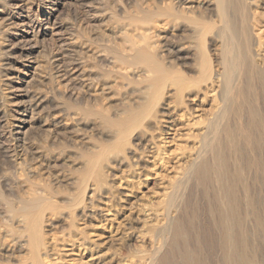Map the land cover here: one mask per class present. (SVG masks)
<instances>
[{"label": "bare ground", "instance_id": "obj_1", "mask_svg": "<svg viewBox=\"0 0 264 264\" xmlns=\"http://www.w3.org/2000/svg\"><path fill=\"white\" fill-rule=\"evenodd\" d=\"M74 1L97 24L84 30L62 18L67 0H0V71L13 72H7L13 84L6 92L18 99L11 116L19 121L7 124L11 107L0 94V135L36 169L69 165L57 177L61 190L40 187L39 178L34 184L38 173L28 184L17 177L20 168L15 178L0 171L1 185L14 196L0 192L1 259L45 264L62 242L47 239L48 246L43 229L65 216L72 229H62L64 244L88 250L96 257L90 262L102 264L103 245L91 236L129 206L130 193L107 186L106 177L120 168L134 188V179L146 182L148 163L168 171L180 155L186 159L177 163L161 199L130 205L139 216L130 211L123 240L119 235L122 241L110 244L116 246L111 257L129 264H264L253 243L260 234L264 245V0ZM45 37L66 43L59 48L64 68L53 71ZM17 57L22 68L8 67ZM50 73L62 89L52 87ZM174 132L185 135L178 141L192 142H179L178 155L167 146L166 134ZM63 140L82 149H67L59 161L69 146L60 147ZM19 182L24 196L14 190ZM79 221L87 229L76 226ZM132 239L140 247L125 255Z\"/></svg>", "mask_w": 264, "mask_h": 264}, {"label": "rangeland", "instance_id": "obj_2", "mask_svg": "<svg viewBox=\"0 0 264 264\" xmlns=\"http://www.w3.org/2000/svg\"><path fill=\"white\" fill-rule=\"evenodd\" d=\"M72 6V7H71ZM70 7V8H69ZM86 6L85 5H83L82 3L80 4V3H77V2H75L74 0H67V2L64 4V5H62L61 6V10H62V14L61 15H63V16H61L62 18L64 17V19L66 20L67 19V21H71V23H73L74 25H76V26H79L80 28L81 27H83L82 29H84V30H88L89 29V27L87 26V23H89L88 25L90 26V27H93V24H97L96 22L97 21H93L91 18H89L90 17V12L88 11V9H87V7L85 8ZM74 9V10H73ZM85 10V11H84ZM87 10V11H86ZM37 8L34 6V8H33V13H37ZM79 11V12H78ZM75 12V13H74ZM86 13V14H85ZM86 16H87V18H86ZM89 19H90V22H89ZM78 24H80V25H78ZM86 24V25H85ZM92 24V25H91ZM81 25H83V26H81ZM85 26H87V27H85ZM4 33H6V32H4ZM3 33V34H4ZM2 34V35H3ZM3 36H6V39H8L9 40V38H10V40H12V36H10V34H4ZM48 37H45V40L47 39ZM45 40H43L42 41V45L44 46L43 48L45 49V54H47V56L50 58L51 57V61H52V63H53V69H62V68H64L63 67V62H64V64H65V62L66 63H68L67 62V60H65V59H63V57H61V55H60V52H61V50L59 49V48H66V43H64V42H62V41H57V40H49V39H47L46 41ZM49 40V41H48ZM56 41H57V43H56ZM53 42V43H52ZM44 43V44H43ZM54 43H56V44H54ZM64 45H63V44ZM57 45V46H56ZM49 46V47H48ZM63 46H65V47H63ZM58 48V49H57ZM52 51H51V50ZM54 51V52H53ZM51 52V53H50ZM58 52V53H57ZM16 56H18L19 54H15ZM55 56L57 57V58H55ZM54 57V58H53ZM61 57V58H60ZM18 58V59H17ZM17 58H15V59H8V63H7V65H8V67H10V65H12V67L11 68H17V69H21L22 67H21V59L19 58V57H17ZM53 59V60H52ZM19 61V62H18ZM62 61V62H61ZM61 63V64H60ZM7 65H6V67H7ZM58 65V66H57ZM56 69L55 70H53V71H56ZM52 71V69H51V73L53 74L54 72ZM2 72H4V71H2ZM1 71H0V80H2V81H0V94L1 95H4V96H7V103H6V109L8 108V107H11V108H8L7 110H8V112L10 113L9 115V117H8V121H7V124H19V121H17V120H15L14 121V116H11V115H14V113H13V111H11L12 109H14V106H13V101L15 102L16 100H18V99H15L14 98V96L12 95V94H9L8 95V92H6V91H9L10 89H9V86H11L12 84H13V82H12V80H10L9 79V77H8V74L11 72V71H7L8 72V74H7V72L5 73V74H7V75H5V77H8V78H4V75H3V73H2ZM12 73V75H13V72H11ZM15 73H18V71L17 72H15ZM50 73V75H52ZM2 74V75H1ZM14 75H16V74H14ZM54 75H56V74H54ZM54 75H52L53 77V81L54 80H56L55 82H53V84H52V87L55 89V87H57L58 85H57V79L58 78H56ZM2 78H4V79H2ZM6 79V80H5ZM1 82H2V84H1ZM4 83V84H3ZM6 83V84H5ZM12 83V84H11ZM62 83H64V82H62ZM7 85H9V86H7ZM54 85V86H53ZM56 85V86H55ZM5 87V90H3L4 89V87ZM60 88L62 89V87L60 86ZM59 88V86L56 88V89H60ZM3 91V92H2ZM5 91V92H4ZM2 92V93H1ZM7 94V95H6ZM11 98H10V97ZM11 101V102H10ZM207 108V107H206ZM199 113V112H198ZM11 117V118H10ZM10 121H12V122H10ZM18 122V123H17ZM13 129H15L14 127V125H12L11 126ZM12 128H10L9 127V129H12ZM12 129V130H13ZM181 132V131H180ZM185 131H183L182 133H184ZM175 133V132H174ZM174 133H170V134H166V139H167V141L168 140H170V142H167L168 144H167V146H169L168 148H169V151H173L172 153L174 154L175 152L174 151H176V150H174V149H176V148H178V147H180L179 146V144H182V145H186L187 146V144H190V146H191V144H192V142H189V141H185V142H181V140L180 141H178L179 139L178 138H180V137H184L185 135L183 134L182 135V133H175L176 135H174ZM33 134H35L34 132L32 133V135ZM31 135V134H30ZM37 135V134H36ZM180 135V136H179ZM1 136V135H0ZM177 136H178V138H177ZM43 137V136H42ZM43 139H45V137H43ZM178 139V140H177ZM4 141V143H2L3 141ZM174 140V141H173ZM177 140V141H176ZM65 141V142H64ZM62 142H64V143H62L61 145H60V147L62 146H64V149H65V147H66V144L67 145H69L70 146V143L68 144L67 142L68 141H66V140H63ZM179 142H181V143H179ZM80 142H78V145H77V143L75 142V143H72V144H74V146H67V148L64 150V149H62V151L64 150L65 151V153H64V151H63V153L61 152V150L59 151V152H61L62 154H60V157H59V159L61 158H63L64 156H66V153L67 152H73V151H79V150H81L82 149V145H81V143L79 144ZM175 143V144H174ZM179 143V144H178ZM184 143V144H183ZM185 143H187V144H185ZM1 144H4V146H2ZM64 144V145H63ZM78 146V147H77ZM79 146L81 147V149H78L79 148ZM171 146V147H170ZM176 146H178V147H176ZM9 147H11V148H9ZM72 147V148H71ZM184 147V146H183ZM188 147H189V145H188ZM71 148V149H70ZM3 149H5V150H3ZM8 149H10V150H8ZM69 151H68V150ZM172 149V150H171ZM17 150V149H16ZM66 150H67V152H66ZM73 150V151H72ZM178 150V149H177ZM0 171H6L4 174L5 175H8V176H10V177H13V178H15L16 177V172H18V170L17 169H19V173H17V177H19V178H21V179H25L26 180V182H28V184L31 182V179L33 178V177H35L36 175H37V178L35 177L33 180L34 181H32L33 183L35 182V180H37L38 178V180L41 182V181H43L41 184H40V182H38L39 183V185H40V187H44V186H50L51 187V184H52V186L54 185V187H53V189H55V188H57V187H60V188H58L57 190H61V186L60 185H58V183L56 182L57 181V177H62L63 176V173L65 172H67V169H69V167L67 168L66 166H69V165H67L65 162H64V164L65 165H63L61 162V164L59 163V162H56L55 164H54V166H51L49 169H47V171H46V169H42V168H40V167H38V169H36L37 168V165L35 164V162L34 161H27L26 162V158L25 159H23L22 157H24V155L23 154H21L18 150L17 151H14L13 152V150H12V146L11 145H8L7 144V141H5L4 139H3V136H1L0 137ZM3 151V152H2ZM9 151V152H8ZM7 152V153H6ZM19 152V153H18ZM180 152V151H179ZM179 152H176L175 154H177L178 155V153ZM5 153H6V155H5ZM10 155V156H7V155ZM14 154V155H13ZM20 154V155H19ZM65 154V155H64ZM174 154V155H175ZM5 157V159H3L4 157ZM7 156V157H6ZM182 156V155H181ZM10 157V158H9ZM16 158V159H15ZM177 158H179V159H177ZM177 162H175V158H173V160H174V162L172 161V163H170L171 165H172V167H171V165L170 166H166L167 168H169L168 169V171L167 170H164V167H163V169H159L157 166L158 165H155V167H154V165H152V162H150V163H148L147 165L148 166H146V170H148L149 171V173L150 174H148V176H146V182L144 181L143 182V184L141 185H138L136 182V180L137 179H134L135 180V187L134 188H132V186H130L129 184L127 185V183H125V180H126V178L124 177V176H122V174H123V172H119V171H121L120 170V168H114L113 170H112V172L110 173V175H108L107 177H106V183H104V184H106L107 186L108 185H111L112 187H115L114 189L115 190H119V191H125L126 193H128V191L130 192L129 193V196H128V198H127V204H129V206L127 205L126 206V208L125 209H123V210H121L120 211V213H119V215L118 216H114V219L112 218V216H109V218L111 219V224H109V226H106V225H104L103 223H100V224H102L101 225V227H102V230L104 231V232H101L100 230V235H93V236H91V240L93 239V240H97L99 243H102L101 245H103V246H101V249H100V253H103L102 255H103V260H101V263L102 264H105V262H106V264H124V263H127L128 262V264H129V261H126V260H122L121 259V263H120V261L117 259H113L111 256H112V254H113V250H111V249H114V247H116V246H112L115 242L117 243V242H121L123 239L121 238L122 236H121V234H122V232L125 230V228H126V226L128 225V223H129V221L130 220H128V219H131V217L133 216V215H137V213H138V216H139V212H138V210L136 209V208H143V206H145V204H146V200H147V204H149V202H152V203H157L158 201L157 200H160L161 199V196H162V192L163 191H161V190H163V186H165L166 185V183L168 182L167 181V179L169 180V178L171 177V176H174V174H175V170H176V167H178V162H179V160H180V162L182 163V161L184 160V158L186 159V157H180V155H178L177 156ZM59 160V161H62V160ZM182 159V160H181ZM6 160V161H5ZM9 162H8V161ZM21 160H23V162L21 161ZM149 160H152V158H150ZM19 161H20V164H19ZM5 162V163H4ZM17 162H18V164H17ZM32 162V163H31ZM179 162V163H180ZM184 162V161H183ZM3 163H4V165L6 164V165H11V166H4L3 165ZM10 163H12V164H10ZM17 164V165H16ZM69 164V163H68ZM151 164V165H150ZM177 164V165H176ZM23 165H25L24 167H23ZM60 165V166H59ZM62 165V166H61ZM3 166L5 167V168H3ZM28 168H27V167ZM55 166H57V167H55ZM8 167V168H7ZM13 168V170L11 169V168ZM55 167V168H54ZM63 167H65V168H63ZM14 168H15V170H16V172H15V170H14ZM34 168H35V170H34ZM60 168V169H59ZM67 168V169H66ZM150 168V169H149ZM3 169V170H2ZM29 169H31V170H29ZM33 169V170H32ZM41 169H42V171L43 170H45V171H41ZM58 171H57V170ZM63 169H65V171L63 170ZM116 169V170H115ZM123 169V168H122ZM153 169V170H152ZM36 170H38V171H36ZM54 170V171H53ZM63 170V171H62ZM119 170V171H118ZM25 171H27V172H25ZM30 171V172H29ZM33 171V172H32ZM34 171H36V172H34ZM117 171V172H116ZM151 171V172H150ZM174 171V172H173ZM11 173V175L9 174V173ZM20 172H23V173H21V174H23V175H21L20 174ZM32 172V174H30V175H28L29 173H31ZM48 172V173H47ZM49 172H51L50 173V175H49ZM53 172H55L54 174H53ZM62 172V173H61ZM115 172V173H114ZM155 172V173H154ZM15 174V175H13V174ZM36 173H38V174H35ZM59 173V174H58ZM64 173V174H65ZM163 173H165V174H163ZM21 176H19V175ZM114 176H113V175ZM163 174V175H162ZM35 175V176H34ZM39 175V176H38ZM52 175V176H51ZM53 175H55V176H53ZM57 175V176H56ZM124 175V174H123ZM150 175V176H149ZM168 175V176H167ZM31 176H33V177H31ZM121 176V177H120ZM23 177V178H22ZM119 177V178H118ZM164 177V178H163ZM28 178L30 179V180H28ZM54 178H55V180H54ZM142 179H143V177H141ZM42 179V180H41ZM113 180V181H112ZM130 180V179H129ZM128 180V182H130ZM110 181V182H109ZM111 181H112V183H111ZM2 182V181H1ZM1 182H0V192H2V195H4V196H10V197H14V196H12V195H8L9 193L4 189V186H3V184L1 185ZM48 182V183H47ZM54 182H55V184H54ZM124 182V183H123ZM19 183H21V182H19ZM50 183V184H49ZM118 183V184H117ZM146 183V184H145ZM165 183V184H164ZM22 184V185H21ZM20 185L17 183V185L16 186H14V190H15V192H16V194H18V195H22V196H24L25 194V192H26V190H24V189H26V186L23 184V183H21ZM35 184V183H34ZM45 184V185H44ZM57 184V185H56ZM119 185V186H117V185ZM36 185H37V183H36ZM42 185H44V186H42ZM106 185H104V186H106ZM113 185H115V186H113ZM21 186H23L22 188H21ZM38 186V185H37ZM55 186H57V187H55ZM103 186V187H104ZM140 186V187H139ZM19 188V189H18ZM113 189V188H112ZM121 189V190H120ZM126 189H128V190H126ZM25 192H24V191ZM117 190V191H118ZM130 190H132V191H130ZM21 191H23V192H21ZM21 192V193H20ZM24 194V195H23ZM130 194H132V195H130ZM0 195H1V193H0ZM99 195H100V192H99V194H98V197H99ZM9 197V198H10ZM100 197H101V195H100ZM130 197V198H129ZM136 197V198H135ZM124 199V198H123ZM123 199H122V201H123ZM137 200V201H136ZM139 200V201H138ZM149 200V201H148ZM128 201H129V203H128ZM155 201V202H154ZM125 201L123 202V203H126ZM133 202V203H132ZM131 203V204H130ZM141 203H143V204H141ZM136 204H138V205H136ZM130 205H135V207L136 208H130ZM141 205V206H140ZM130 209H129V208ZM132 210V211H131ZM130 211H131V213H133L132 214V216H130V215H128L129 213H130ZM133 211H135V212H133ZM124 212V213H123ZM123 213V214H122ZM126 215H128V216H126ZM125 216V217H124ZM130 216V217H129ZM127 217V218H126ZM129 217V218H128ZM66 221H65V220ZM60 220V221H59ZM69 221V220H68ZM67 218H65V216H60L59 218H58V220H56L55 221V223H56V226H55V224H53L52 226H50V228H49V226L47 227V226H45V228H47V229H43L44 230V233L46 232V234H47V236L45 237L46 239H45V241H46V244L48 245V240L50 241V242H52V244L51 245H53L54 243H56L57 245L60 243L61 244V242H62V245H59V246H57L55 249H50V250H52V251H49L48 252V254H49V256H47L46 258H44V263L45 264H92L91 262L93 261V260H95L96 259V257H95V255L94 256H90L89 255V252H88V250H82V248H78V247H74V248H72V246H70V244H64V242L61 240V238L63 239L64 238V236H66V234L68 233V231H69V228H70V230L72 229V227H67V225L69 226V224H67ZM114 221V222H113ZM0 222H1V218H0ZM12 222V223H11ZM11 222H9V224H10V226L11 225H13V223H14V221H11ZM58 222V223H57ZM61 222V223H60ZM63 222H65V223H63ZM77 222H78V220H77ZM113 222V223H112ZM125 222H126V224H125ZM68 223H70V222H68ZM58 224V225H57ZM77 224V223H76ZM79 225H76V226H78L79 228H81V229H87L86 227H84V225H82V223H81V221H79V223H78ZM99 224V225H100ZM107 224V223H106ZM1 226H0V229H1V227H3L2 225H4V223L2 222L1 224H0ZM105 227H104V226ZM112 225V228L110 229V226ZM114 226V227H113ZM120 226V227H119ZM55 227V229L53 230V228ZM63 227V228H62ZM83 227V228H82ZM67 228V229H66ZM48 229H51V230H48ZM62 229H65V231H66V234L64 233V230H63V232H61L62 231ZM113 229V231L112 232H110L111 230ZM118 229V231H115V230H117ZM46 230V231H45ZM121 230H122V232H121ZM53 231H55V232H53ZM120 231V232H119ZM53 232V233H52ZM56 232H57V235H56ZM61 232V233H60ZM117 232V233H116ZM55 234L58 238H56V236L54 235V239H53V235L52 234ZM59 233V234H58ZM88 233V232H87ZM89 233H91V235L92 234H94V231H89ZM121 233V234H120ZM45 234V235H46ZM62 234H64V236L62 235ZM51 235V236H50ZM62 235V236H61ZM113 235V236H112ZM120 235V238L122 239H120L118 236ZM259 235V236H258ZM256 234V237L257 238H259V239H257V238H255V236H254V239H253V243H255L256 244V246H255V244L253 245V246H255V248L256 247H258V248H256V249H259V250H255V252H256V255L259 257V258H262L263 259V261H264V245H262L263 243H262V235H260V234ZM50 238H49V237ZM61 236V237H60ZM89 236H90V234H89ZM111 236V237H110ZM48 237V238H47ZM55 238L56 239H58V241H56L55 242ZM117 238V239H116ZM118 238H119V240H118ZM48 239V240H47ZM64 239H66V238H64ZM111 239V240H110ZM51 240H54V241H51ZM115 240V241H114ZM136 240V239H135ZM134 239H132V240H130V241H128V242H130L131 244V246H130V248H125L124 249V254L126 255V254H128V252L130 251V249L132 248H136V247H140L139 245H140V242H138V240H136L135 241ZM258 240V241H257ZM260 241V242H259ZM59 242V243H58ZM126 242V241H125ZM259 243H261V244H259ZM110 244H112V245H110ZM257 244H259V246L257 245ZM49 246V245H48ZM64 248H62V247ZM69 247V248H67V247ZM106 246V247H105ZM59 247H61L62 249H60ZM72 248V249H71ZM75 248H77V249H79V251L77 250V249H75ZM107 248V249H106ZM254 248V247H253ZM147 249H148V247H147ZM57 250V251H56ZM58 250H61L62 251V253H60V251H58ZM75 250V251H74ZM67 252V253H66ZM75 252V253H74ZM82 252H84L83 254H82ZM55 253H57V255L55 254ZM67 255H66V254ZM59 254H61V256L59 255ZM76 254V255H75ZM81 254V255H80ZM54 255V256H53ZM56 255V256H55ZM79 255V256H78ZM87 255V256H86ZM44 256V255H43ZM59 256V258L60 257H62V258H57ZM1 257L2 256H0V261H2L3 259H6L3 263H9V261H10V263H14V264H16L15 262L16 261H14L15 259L14 258H11L9 261H8V258H2L1 259ZM50 258V260L51 261H49V258ZM94 257V259L92 260V258ZM106 257V258H105ZM70 258V259H69ZM112 258V259H111ZM54 259V260H53ZM106 259H111V261L109 260V263H108V260H106ZM16 260H17V258H16ZM48 260V261H47ZM113 260V261H112ZM13 261V262H12ZM91 261V262H90ZM111 262V263H110ZM117 262V263H116ZM123 262V263H122ZM7 263V264H8ZM9 263V264H10ZM133 264H142V263H140V262H132ZM132 263H130V264H132ZM148 262H146V264H147ZM143 264H145V262L143 263Z\"/></svg>", "mask_w": 264, "mask_h": 264}]
</instances>
